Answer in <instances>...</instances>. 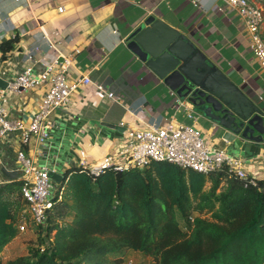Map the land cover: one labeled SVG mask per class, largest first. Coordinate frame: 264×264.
<instances>
[{
    "label": "crops",
    "instance_id": "1",
    "mask_svg": "<svg viewBox=\"0 0 264 264\" xmlns=\"http://www.w3.org/2000/svg\"><path fill=\"white\" fill-rule=\"evenodd\" d=\"M29 2L28 5L16 0H0V44L13 38L15 33L20 39L8 59L0 60V74L13 80L33 64L26 60L30 52L39 59L48 51L69 56L79 49L80 53L74 56L69 81L74 82L87 74L94 84L82 87L67 107L56 112L53 117L56 125L47 145L40 147L32 137L29 145L24 147L38 165L58 173L68 170V163L60 164L58 160L59 163L54 164L57 160L48 154L49 149L62 144L78 166L82 161L90 166L99 165L105 157L121 153L135 130L169 121L193 125L201 131L209 147L225 150L213 136L211 123L201 114L195 120H188L186 109L176 107L170 89L129 51L128 37L151 16L177 29L264 109V69L248 48L238 16L223 7L220 1L202 0L197 6L192 0ZM60 7L65 8L63 13L59 12ZM43 35L54 43L55 48L48 49L46 42L41 41L40 52L35 53L36 40ZM262 35L264 38V25ZM43 71V65L36 63L35 72ZM96 84L113 91L118 103L100 94ZM45 91L46 88L7 91L4 98L7 117L30 123ZM122 123L125 127H121ZM108 125L123 130H114ZM104 129L112 132L111 138L103 134ZM19 149V133L0 138V186L21 180V175L9 180L1 172L2 167L9 173H17ZM236 157L245 160V172L249 177L264 183V151L256 157ZM127 258L134 259L136 264L153 262L133 251Z\"/></svg>",
    "mask_w": 264,
    "mask_h": 264
},
{
    "label": "trees",
    "instance_id": "2",
    "mask_svg": "<svg viewBox=\"0 0 264 264\" xmlns=\"http://www.w3.org/2000/svg\"><path fill=\"white\" fill-rule=\"evenodd\" d=\"M19 40L0 44L1 62ZM57 184L38 247L0 264H125L130 251L155 264H264V190L227 167L205 175L152 160L94 177L77 166ZM21 186H0V258L26 218Z\"/></svg>",
    "mask_w": 264,
    "mask_h": 264
},
{
    "label": "built area",
    "instance_id": "3",
    "mask_svg": "<svg viewBox=\"0 0 264 264\" xmlns=\"http://www.w3.org/2000/svg\"><path fill=\"white\" fill-rule=\"evenodd\" d=\"M30 4L29 0H16ZM202 0H192L197 6ZM223 4V7L234 11L243 27V33L247 40L249 50L257 59L260 67L264 69V38L262 27L264 25V0H216ZM64 7L59 8L63 13ZM9 21V20H7ZM27 34V31H24ZM18 36L16 33L13 38ZM46 42L48 49L55 48L53 42L49 41L45 35L36 40L34 45L35 53L40 52L39 44ZM80 53L76 49L71 55L65 56L58 51L43 54L36 59L34 53L27 54L26 60L32 65L23 69L9 84L8 90L0 92V138L11 133H19L20 149L17 152V163L21 174V196L27 209L26 218L18 226L19 233L27 232L29 227L34 229L44 227L47 224L51 212L55 208L54 196L51 195L53 181L49 175V168L38 165L35 158L30 156L24 149L28 146L32 137L37 144L44 146L51 131L55 128L54 115L57 111L67 107L82 87L94 85L92 79L87 74H82L80 79L70 82V71L74 65V56ZM43 65L44 71L35 72V64ZM97 91L112 102L118 103L116 94L108 90L101 84L95 85ZM46 88L44 95L37 105V110L28 124L11 120L7 117L4 104L5 93L7 91H34ZM171 95L176 100L177 108L186 109V118L195 120L199 115L193 106L187 101L177 96L171 91ZM121 127H125L124 123ZM125 159L122 162L120 159ZM169 162L183 169H191L198 173L208 175L227 167L229 172L247 185L264 190L259 181L249 177L245 172V160L231 155L226 150L209 147L200 130L193 125L175 124L172 121L162 125L153 124L135 130L127 140L124 150L115 156H107L99 165H88L82 161L81 167L85 168L89 174L97 177L103 174L110 167L116 171H128L145 167L150 161ZM125 264H136L134 259H127ZM141 264H155L154 262H143Z\"/></svg>",
    "mask_w": 264,
    "mask_h": 264
},
{
    "label": "water",
    "instance_id": "4",
    "mask_svg": "<svg viewBox=\"0 0 264 264\" xmlns=\"http://www.w3.org/2000/svg\"><path fill=\"white\" fill-rule=\"evenodd\" d=\"M127 42L129 51L145 67L211 123L213 136L222 148L244 158L264 151V109L177 29L151 16ZM11 81L0 74V92L8 90ZM62 149L63 144L49 149L48 154L59 163L57 153ZM1 172L9 180L22 174L21 170L9 173L2 167ZM65 172L50 169L49 175L52 181L61 183Z\"/></svg>",
    "mask_w": 264,
    "mask_h": 264
},
{
    "label": "rangeland",
    "instance_id": "5",
    "mask_svg": "<svg viewBox=\"0 0 264 264\" xmlns=\"http://www.w3.org/2000/svg\"><path fill=\"white\" fill-rule=\"evenodd\" d=\"M209 62L213 63L210 59ZM73 127V126H70ZM76 132L79 129V126L75 127ZM104 135L107 137L111 138L112 137V132L109 130H105L103 132ZM62 153H57L58 154V159L60 160V164H66L68 163L69 167L68 168H77V164L75 160L73 159V155L69 154L65 150H61ZM229 153V152H228ZM233 156H236L235 154H231ZM57 162H54L56 164ZM53 189L51 191V195L54 196L56 194L57 189H58V184L53 181ZM40 231L38 229H34L33 227H29L27 232L18 235L17 239L13 241L12 244H10L2 253L1 255V261L2 262H7L13 259H16L18 257L26 256L29 254V251L33 248L38 247V239L40 235Z\"/></svg>",
    "mask_w": 264,
    "mask_h": 264
}]
</instances>
